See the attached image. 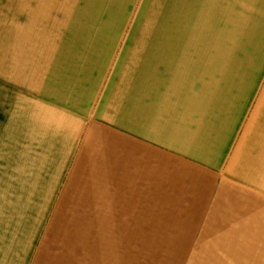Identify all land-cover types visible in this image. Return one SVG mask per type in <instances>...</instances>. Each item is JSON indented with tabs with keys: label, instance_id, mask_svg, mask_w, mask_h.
Instances as JSON below:
<instances>
[{
	"label": "crops",
	"instance_id": "1",
	"mask_svg": "<svg viewBox=\"0 0 264 264\" xmlns=\"http://www.w3.org/2000/svg\"><path fill=\"white\" fill-rule=\"evenodd\" d=\"M177 2L145 0L143 7L165 8L166 15L196 7ZM13 8V0H0V89H10ZM177 35L131 36L111 70L109 50L84 48L67 61L75 67L65 74L77 89L72 97L24 99L28 120L21 123L20 144L6 146L11 154L20 150L18 160H5L0 264H118L126 243L138 248L139 234L152 232L158 202L172 208L178 178L182 186L209 185L213 233H264V182L250 178L242 164L253 148H242L233 163L232 155L223 157L232 148L189 146V121L204 115L205 94L199 93L210 76L201 70L204 50L189 49L187 35ZM24 50L20 54L29 56ZM57 73L60 64L48 85L53 93ZM220 97L217 90L207 102L215 108ZM4 99L6 124L13 103ZM199 169L210 172L201 178Z\"/></svg>",
	"mask_w": 264,
	"mask_h": 264
},
{
	"label": "rangeland",
	"instance_id": "2",
	"mask_svg": "<svg viewBox=\"0 0 264 264\" xmlns=\"http://www.w3.org/2000/svg\"><path fill=\"white\" fill-rule=\"evenodd\" d=\"M13 4L10 89H0V208L5 160L11 155L18 160L15 150H20L16 146L11 154L6 146L20 144L21 123L28 120L22 111L24 99L36 103V97H72L71 91L77 89L72 83L70 88L65 74L75 67H68V60H75L84 48L106 49L111 70L131 36L138 39L141 33H172L180 38L184 34L189 49L204 50L201 70L210 79L199 93L202 98L205 94L204 115L189 121V146L232 148L223 157L232 155L233 163L242 148H253L249 162L242 164L250 167V178L264 182V0H195L190 2L195 8H173L171 15L165 8L143 7L145 0H13ZM129 48H134V42ZM22 49L29 50V56L21 55ZM59 64L53 93L48 85H53V68L58 65L59 70ZM217 90L221 97L214 108L207 101ZM5 96L13 103L6 124L8 113L1 104ZM199 170L201 178L210 172ZM180 180L174 179L172 208L158 202L152 232L139 234L138 248L130 249L126 243L118 251V264H264V233H213L212 208L206 207V202H212L206 200L212 198L209 185L203 191L197 183L177 184ZM215 189L219 191L218 185Z\"/></svg>",
	"mask_w": 264,
	"mask_h": 264
}]
</instances>
